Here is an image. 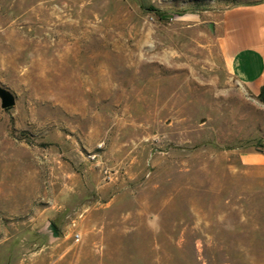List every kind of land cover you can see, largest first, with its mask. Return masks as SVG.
<instances>
[{"label": "rangeland", "instance_id": "obj_1", "mask_svg": "<svg viewBox=\"0 0 264 264\" xmlns=\"http://www.w3.org/2000/svg\"><path fill=\"white\" fill-rule=\"evenodd\" d=\"M259 1L0 0V264H264L221 22Z\"/></svg>", "mask_w": 264, "mask_h": 264}, {"label": "crops", "instance_id": "obj_2", "mask_svg": "<svg viewBox=\"0 0 264 264\" xmlns=\"http://www.w3.org/2000/svg\"><path fill=\"white\" fill-rule=\"evenodd\" d=\"M221 22L223 54L231 74L248 90L260 92L264 86V0L226 9ZM244 158L264 165V152Z\"/></svg>", "mask_w": 264, "mask_h": 264}, {"label": "water", "instance_id": "obj_3", "mask_svg": "<svg viewBox=\"0 0 264 264\" xmlns=\"http://www.w3.org/2000/svg\"><path fill=\"white\" fill-rule=\"evenodd\" d=\"M1 106L3 109H7L13 105V98L10 94L0 91Z\"/></svg>", "mask_w": 264, "mask_h": 264}, {"label": "trees", "instance_id": "obj_4", "mask_svg": "<svg viewBox=\"0 0 264 264\" xmlns=\"http://www.w3.org/2000/svg\"><path fill=\"white\" fill-rule=\"evenodd\" d=\"M244 4H246V3H244ZM244 4H241V5H244ZM247 4H252V3H247ZM260 96H261V99H263V101H264V86L260 90Z\"/></svg>", "mask_w": 264, "mask_h": 264}]
</instances>
